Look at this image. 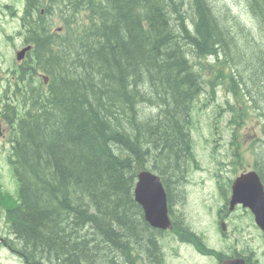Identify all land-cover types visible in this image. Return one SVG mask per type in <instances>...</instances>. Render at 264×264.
<instances>
[{
    "label": "trees",
    "instance_id": "obj_1",
    "mask_svg": "<svg viewBox=\"0 0 264 264\" xmlns=\"http://www.w3.org/2000/svg\"><path fill=\"white\" fill-rule=\"evenodd\" d=\"M244 2L252 26L226 0L218 10L211 0H23L32 46L0 98L17 187L0 186V210L4 240L25 264H140L141 252L160 264L166 230L144 219L137 173L160 176L172 215L197 165L192 129L206 88L209 99L227 93L217 115L233 156L252 153L264 183V49L255 43L264 0ZM250 123L259 138L245 146ZM178 218L173 233L227 257Z\"/></svg>",
    "mask_w": 264,
    "mask_h": 264
},
{
    "label": "rangeland",
    "instance_id": "obj_2",
    "mask_svg": "<svg viewBox=\"0 0 264 264\" xmlns=\"http://www.w3.org/2000/svg\"><path fill=\"white\" fill-rule=\"evenodd\" d=\"M211 1L218 10L219 0ZM226 1L234 5L233 8L238 14H240L239 10L246 11L244 0ZM5 4L9 5L8 9L4 8ZM22 5L23 0H0V98L4 96L7 87L8 71L16 61L15 52L23 41L19 22ZM10 9H14L15 12L11 14ZM241 16L242 14L239 15L240 18ZM243 17L247 19L249 26H252L250 15L243 12ZM255 43L259 45V48L264 49V41L260 37L257 36ZM208 96V88H206L196 103L194 115L196 122H194L192 135L195 140L194 151L197 165L190 167L181 182L182 199L173 202L176 216L180 217L178 223L201 235L207 248L211 247L228 255L235 251L243 254L252 251V257L258 259V264H264V235L252 217L245 212L240 213L242 210L237 208L232 212L228 211L230 216L225 219V231L221 230L217 222V211L224 209V198L218 190L217 183L225 189L229 178H234L236 174L247 170L252 165L250 161L252 153L243 158L241 163L235 160L234 146L230 145V126L226 124L225 119L217 115V105L224 103L227 93L223 88H217L212 99ZM204 101L207 102L206 105ZM254 129L253 123L241 127L240 133L245 146H249L252 139L259 138V135L254 133ZM0 131V186L15 195L17 185L7 159L10 148V127L1 116ZM240 137L238 134L239 139ZM217 173L220 177H216ZM1 211L2 209L0 210V264H25L21 258L12 253L4 240L7 234L6 223ZM184 238L188 240L186 235H175L170 230L162 235L164 264H218L215 256L201 253L194 245L181 241Z\"/></svg>",
    "mask_w": 264,
    "mask_h": 264
},
{
    "label": "water",
    "instance_id": "obj_3",
    "mask_svg": "<svg viewBox=\"0 0 264 264\" xmlns=\"http://www.w3.org/2000/svg\"><path fill=\"white\" fill-rule=\"evenodd\" d=\"M30 46L23 47L16 53L20 59ZM134 198L142 206L144 218L156 228L166 229L171 227L168 217L167 194L160 177L147 170L137 174L134 187ZM230 209L236 204L247 207L256 225L264 232V184L255 170H248L236 176L231 184L229 199ZM224 228V222H222ZM220 264H248L243 257H232L222 260Z\"/></svg>",
    "mask_w": 264,
    "mask_h": 264
},
{
    "label": "flooded vegetation",
    "instance_id": "obj_4",
    "mask_svg": "<svg viewBox=\"0 0 264 264\" xmlns=\"http://www.w3.org/2000/svg\"><path fill=\"white\" fill-rule=\"evenodd\" d=\"M4 8H7V9H8V8H9V5H8V4H5V5H4ZM22 33H23V32H22ZM23 34H24V33H23ZM22 39H23V41L21 42V44H22L21 47L25 45V44H24V37H23ZM216 177H220V176H219V175H216ZM228 181H229V180H228ZM228 181H227V183H226L225 189H222L221 186H220V184L217 183L218 190H219L221 196L224 198V199H223V208L225 209V210H224V209H219V210L217 211V222L219 223V225H221L222 221L225 222V219H228V218H229V216H230V212H232V211H234V210H237V208H239V210H242L240 213L245 212V213H247L250 217H252L251 212H250L247 208H244L242 205H235V206L233 207V209H230V207H229V197H228V195H230V193H231V183H229ZM226 187H227V188H226ZM173 205H174V204H172V208H171V210H172V215H171V213H170V222H171V226H172V223L177 222V221H176V217H178V216H176V213H175V215H174L175 210H174ZM229 210H230V212H228ZM178 224H179V223H178ZM225 224H226V222H225ZM225 228H226V225H225ZM222 233H225V232H222ZM160 239H162V236H161ZM184 243H188L189 245H193V244L190 243V242H184ZM161 244H162V240H161ZM252 254H253V253H252ZM245 258H246V261H247L248 264H258V259H256L255 257H252V255H251V256L246 255ZM137 261H138V263H140V264H156L155 261L149 260L148 255H147L146 253H143V252H141V253L138 254V256H137ZM249 262H250V263H249ZM157 264H158V262H157ZM160 264H164L163 257L161 258V262H160Z\"/></svg>",
    "mask_w": 264,
    "mask_h": 264
},
{
    "label": "bare ground",
    "instance_id": "obj_5",
    "mask_svg": "<svg viewBox=\"0 0 264 264\" xmlns=\"http://www.w3.org/2000/svg\"><path fill=\"white\" fill-rule=\"evenodd\" d=\"M175 22V21H174ZM203 240V239H202ZM204 241V240H203ZM204 243H205V241H204Z\"/></svg>",
    "mask_w": 264,
    "mask_h": 264
}]
</instances>
